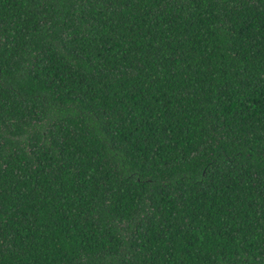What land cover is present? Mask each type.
Wrapping results in <instances>:
<instances>
[{
    "label": "trees",
    "instance_id": "trees-1",
    "mask_svg": "<svg viewBox=\"0 0 264 264\" xmlns=\"http://www.w3.org/2000/svg\"><path fill=\"white\" fill-rule=\"evenodd\" d=\"M0 264H264V0H0Z\"/></svg>",
    "mask_w": 264,
    "mask_h": 264
}]
</instances>
